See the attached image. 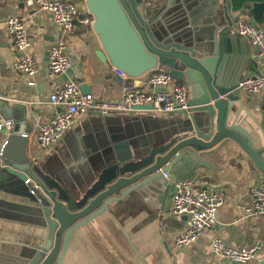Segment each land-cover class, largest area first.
Returning <instances> with one entry per match:
<instances>
[{
	"label": "crops",
	"instance_id": "1",
	"mask_svg": "<svg viewBox=\"0 0 264 264\" xmlns=\"http://www.w3.org/2000/svg\"><path fill=\"white\" fill-rule=\"evenodd\" d=\"M167 0H142L144 11L152 16ZM81 14H89L83 0H76ZM151 2V3H150ZM166 11L167 21H174L177 0ZM181 2H183L181 0ZM195 17L203 19L213 12L215 0H190ZM20 16L31 38L29 52L37 60L39 71L34 85L29 77L16 69L22 54L16 49L4 21ZM244 20L264 30V11L255 18L242 12ZM258 19V20H257ZM228 25L227 47L219 63V72L226 86H236L243 77L264 71V57L255 55L249 40ZM59 37V29L49 16L35 10L26 11L23 0H0V119H11L15 131L26 134L27 154L45 174L51 176L69 194L85 191L112 157L114 146L125 143L128 156H140L150 147L162 145L169 134L179 131L186 119L182 110L160 113L154 110H131L101 113L89 110L76 116L62 138L41 148L35 139L36 124L52 117L63 105L49 102L52 90L68 80L86 86L94 98L119 99L124 83L143 86L145 73L122 79L102 50L92 24L76 23L67 38L65 53L70 57V71L50 75L48 53ZM158 69L164 70L158 67ZM178 83H184L174 79ZM187 86V85H186ZM188 89V87H187ZM238 100L228 111L229 122L239 126L258 153L264 151V90L245 93L236 88ZM192 92L188 89V98ZM0 130V151L6 141ZM181 151L170 158L167 196L158 200L133 192L111 208L113 213L100 216L74 233L63 257V264H256L264 258V213L245 214L242 204L249 201L250 187L264 183V172L253 162L243 146L233 139L222 138L210 148ZM134 149V150H133ZM138 150V151H135ZM176 155V156H175ZM206 162L211 167L201 165ZM11 161L0 155V264H23L41 245L46 229L40 212L34 208L26 183L11 174ZM192 179L195 187L218 188L223 201L216 213V224L181 250L173 249L174 237L185 227V219L170 213L172 183ZM220 238L234 247L257 246L254 257L245 263H226L210 249V240Z\"/></svg>",
	"mask_w": 264,
	"mask_h": 264
},
{
	"label": "water",
	"instance_id": "2",
	"mask_svg": "<svg viewBox=\"0 0 264 264\" xmlns=\"http://www.w3.org/2000/svg\"><path fill=\"white\" fill-rule=\"evenodd\" d=\"M177 1L171 22L166 20V10L173 0H167L152 16L145 13L142 0H84L93 17L92 28L114 68L128 77H139L160 67L186 83L192 92L188 108L182 110L186 122L181 130L169 134L162 145L150 147L140 156H132L133 152L126 156L124 142L114 146L112 157L105 160L95 179L76 195L69 194L58 181L32 165L27 136L11 130L1 156L11 161L6 169L26 183L32 206L40 212L46 229L42 244L33 247L23 264H63L75 231L102 213H113L111 208L133 192L164 199L173 178L168 172V160L183 147L198 151L222 138L233 139L264 172V151L258 153L248 135L229 122L228 111L233 109L238 94L236 86L225 85L218 68L227 47L228 25L242 12L255 18L261 16L264 0H215L214 11L201 20L194 15V2ZM80 88L87 93L86 86L82 84ZM134 109L151 110L152 106ZM192 149L184 151L192 152L198 159L200 155ZM256 264H264V258Z\"/></svg>",
	"mask_w": 264,
	"mask_h": 264
},
{
	"label": "built area",
	"instance_id": "3",
	"mask_svg": "<svg viewBox=\"0 0 264 264\" xmlns=\"http://www.w3.org/2000/svg\"><path fill=\"white\" fill-rule=\"evenodd\" d=\"M26 11L35 10L49 16L59 29L58 40L51 45L48 53L50 75H60L70 67V57L65 53L67 38L76 23L92 24L89 14H81L76 0H23ZM84 1V0H83ZM4 26L11 35L16 49L22 54L16 61V69L30 79L39 71L38 62L29 52L31 38L23 19L12 15L5 19ZM235 32L247 38L255 48L256 56L264 57V30L253 23L237 16L232 23ZM122 78H129L124 72L114 68ZM236 88L245 93H257L264 90V71L256 76L243 77L237 81ZM49 102L64 107L52 117L36 124L35 139L39 147L44 148L59 141L73 119L89 110L101 113L131 111L135 106L150 104L152 110L167 113L188 108L187 87L178 83L167 70L154 69L146 75L143 86L124 83L119 99L94 98L92 94L81 90L74 80H68L52 90ZM13 127L11 119H0V130L10 133ZM26 136V134H22ZM6 143V141H5ZM4 143V144H5ZM2 150L0 151L1 155ZM166 176L165 173H163ZM170 192V213L185 217V227L174 237L173 249L181 250L195 242L199 236L216 224V213L223 201V194L218 188H200L194 186L192 179H178L172 183ZM249 201L242 204L245 214L264 213V183L253 184L249 190ZM211 251L226 263H245L251 260L257 246L234 247L218 237L210 240Z\"/></svg>",
	"mask_w": 264,
	"mask_h": 264
},
{
	"label": "rangeland",
	"instance_id": "4",
	"mask_svg": "<svg viewBox=\"0 0 264 264\" xmlns=\"http://www.w3.org/2000/svg\"><path fill=\"white\" fill-rule=\"evenodd\" d=\"M187 87V86H186ZM187 94H188V89H187Z\"/></svg>",
	"mask_w": 264,
	"mask_h": 264
}]
</instances>
